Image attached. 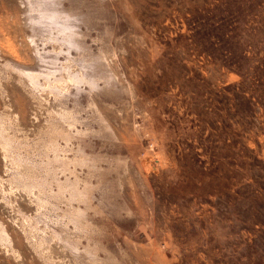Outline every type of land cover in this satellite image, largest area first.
Segmentation results:
<instances>
[{
  "label": "rangeland",
  "instance_id": "1",
  "mask_svg": "<svg viewBox=\"0 0 264 264\" xmlns=\"http://www.w3.org/2000/svg\"><path fill=\"white\" fill-rule=\"evenodd\" d=\"M0 264H264V0H0Z\"/></svg>",
  "mask_w": 264,
  "mask_h": 264
}]
</instances>
